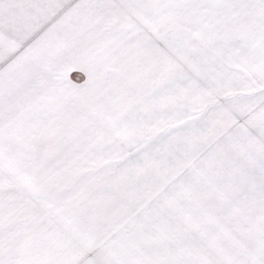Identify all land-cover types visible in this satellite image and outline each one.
I'll list each match as a JSON object with an SVG mask.
<instances>
[{"label": "snow or ice", "instance_id": "1", "mask_svg": "<svg viewBox=\"0 0 264 264\" xmlns=\"http://www.w3.org/2000/svg\"><path fill=\"white\" fill-rule=\"evenodd\" d=\"M0 264H264V0H0Z\"/></svg>", "mask_w": 264, "mask_h": 264}]
</instances>
